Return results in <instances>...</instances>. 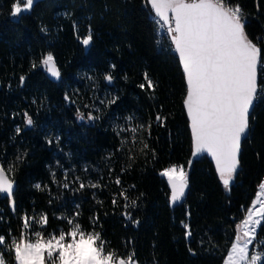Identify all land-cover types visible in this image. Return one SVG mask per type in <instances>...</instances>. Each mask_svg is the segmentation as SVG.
Returning <instances> with one entry per match:
<instances>
[{"label":"trees","instance_id":"trees-1","mask_svg":"<svg viewBox=\"0 0 264 264\" xmlns=\"http://www.w3.org/2000/svg\"><path fill=\"white\" fill-rule=\"evenodd\" d=\"M13 3L0 0V163L14 166L17 189L14 212L10 199L0 195V235L7 243L19 239L25 214H47L42 232L47 238L68 231L62 218L79 212L75 219L101 234L106 251L123 255L134 249L140 264H223L264 180V93L243 143L241 169L226 190L207 156L188 166L192 135L183 103L185 75L147 0H36L17 16ZM231 3L244 10L246 32L264 57V43L257 40H264V0ZM89 28L93 41L85 47L80 41ZM48 53L62 73L58 82L43 70ZM104 74L112 75V85ZM81 113L98 118L82 122ZM157 115L166 118L163 123ZM140 121L144 128L133 134ZM170 165H183L190 183L185 202L175 208L161 175ZM257 237L264 239V222Z\"/></svg>","mask_w":264,"mask_h":264},{"label":"snow or ice","instance_id":"snow-or-ice-1","mask_svg":"<svg viewBox=\"0 0 264 264\" xmlns=\"http://www.w3.org/2000/svg\"><path fill=\"white\" fill-rule=\"evenodd\" d=\"M147 3L159 18L160 26L166 28L182 65L186 80L183 103L190 118L194 155L207 153L214 159L219 179L227 190L240 166L241 141L250 129V109L258 95L264 93V88L258 85V68H264L262 49L245 31L244 10L238 3L232 4L231 0H147ZM33 4L34 0H14L12 15L27 12ZM257 40L264 43L261 38ZM92 41L89 28L80 42L87 47ZM41 64L52 77L60 78L61 73L52 53L44 56ZM24 79L20 77L21 84ZM105 79L111 82L113 77L108 74ZM145 79L149 87H153L147 74ZM24 117L26 126H31V116L25 112ZM79 118L85 117L81 113ZM87 118L95 120L98 117L89 113ZM165 119L156 116L158 123H163ZM139 127L143 129L144 125ZM16 131L19 133L21 129L17 128ZM131 131L135 133L137 129ZM52 142L48 141L49 144ZM144 147L147 148V144ZM14 172L12 164L6 169L0 163V195L6 194L10 199L15 186L12 178ZM161 175L170 183V200L175 204L185 196L188 173L184 166L173 165L162 171ZM115 183L120 185L119 177ZM68 186L67 183L63 185L64 188ZM87 186L100 187L98 184ZM34 187L41 189L40 184ZM85 187L83 182L79 183V189ZM259 187L260 192L246 210L242 228L238 226L223 264L264 262V251L260 250L264 246V239L257 237V229L264 222V182ZM120 196L125 201L129 199L124 191ZM112 203L115 205L116 200L113 199ZM11 205L15 209L14 199H11ZM129 206L124 205L125 208ZM131 206H136L135 200ZM124 215L132 219L129 213ZM78 216L79 212H76L73 218L63 217L69 230L60 229L45 239L42 232L48 223L47 214L38 218L25 214L21 218L23 223L19 239L11 238L10 243H6L5 236L0 235V246H3L0 248V264H13V261L14 264H46V258L47 264H140L135 258L134 249L123 255L111 248L106 251V241L101 234L83 229L75 219ZM98 219L94 217V220ZM34 225L40 230L33 231ZM183 226L187 230L186 236H191L189 225ZM250 245L253 246L251 255ZM5 252L13 257V261L5 259Z\"/></svg>","mask_w":264,"mask_h":264},{"label":"water","instance_id":"water-1","mask_svg":"<svg viewBox=\"0 0 264 264\" xmlns=\"http://www.w3.org/2000/svg\"><path fill=\"white\" fill-rule=\"evenodd\" d=\"M151 10H152V9H151ZM152 12H153V10H152ZM153 13H154V12H153ZM157 18H158V17H157ZM158 19H159V18H158ZM245 31H246V29H245ZM258 45H259V44H258ZM259 46H260L261 49H262V46H261V45H259ZM262 52H263V49H262ZM176 54H177V53H176ZM177 56H178V54H177ZM178 58H179V57H178ZM180 64H181V63H180ZM56 65H57V63H56ZM42 66H43V65H42ZM57 67H58V65H57ZM181 67H182V65H181ZM58 68H59V67H58ZM43 70L46 72L47 76H48L52 81L58 82V81H60V80L62 79V73H61V71H60V73H61L60 78H59V79H56V78L52 77L50 73L47 72V70L44 68V66H43ZM59 70H60V69H59ZM105 80H106V79H105ZM106 82H107L109 85H112V84H113V79H112L111 82H109V81H107V80H106ZM258 85H259V68H258ZM256 102H257V99L254 101L253 106H252V108L250 109V129H249L247 135H246L244 138H242V141H241L240 158H241V153H242V150H243V143H244V140H245V139L250 135V133H251V129H252L251 118H252V114H253V111H254V108H255ZM184 107H185V106H184ZM185 110H186V108H185ZM186 114H187V112H186ZM187 118H188V121H189V128H190V131H191L190 118L188 117V115H187ZM81 120H82V119H81ZM29 127L31 128L32 125L29 126ZM191 135H192V133H191ZM202 156H207V157L210 159V161L213 163V166H214V168H215V161H214V159H213L210 155H208L207 153H202V154H196V155H194V143H193V138H192V153H191V156H190V160H189L188 166L191 167V166L193 165V163H194L197 159H200ZM240 169H241V160H240V166H239V168H238V170H237V174H238V172L240 171ZM215 170H216V168H215ZM216 172H217V171H216ZM217 174H218V173H217ZM237 174H236V175H237ZM235 178H236V176H235ZM235 178H234L232 184L234 183ZM166 182H167V185H168V187H169V189H170V196H171V186H170V183H169V181H168L167 178H166ZM232 184H231V185H232ZM14 185H15V186H14V190H13V194H12V198H11V199H14V192H15L16 189H17V181H16V180H14ZM189 189H190V183H189V179H188V188L185 190V196H184L180 201L176 202L175 204H173V203L171 202V200H170V205H171L172 208H175V207H177V206H179V205H181V204H183V203L185 202V200H186V198H187V195H188V193H189ZM3 195L6 196V194H3ZM6 197H7V196H6ZM9 199H10V198H9ZM11 199H10V208H11V210L14 212L15 209H13V207H12V205H11ZM15 206H16V203H15Z\"/></svg>","mask_w":264,"mask_h":264},{"label":"rangeland","instance_id":"rangeland-1","mask_svg":"<svg viewBox=\"0 0 264 264\" xmlns=\"http://www.w3.org/2000/svg\"><path fill=\"white\" fill-rule=\"evenodd\" d=\"M34 1H36V0H34ZM22 7H23V5H22ZM163 32H164V30L161 28V29H160V33L162 34ZM104 76H106V74H104L103 77H104ZM91 77H93V76L91 75ZM140 125H144V123H141V121H140ZM140 125H139V126H140ZM144 126H145V125H144ZM134 128H136L137 131H136L135 133H133V134H136V135H137V134H139V133L141 132V128H140V127H134ZM171 166H173V165H170V166H168L167 168H169V167H171ZM176 166L179 167V166H181V165H176ZM182 166H183V165H182ZM167 168H166V169H167ZM164 170H165V169H164ZM164 170H163V171H164ZM184 170H185V167H184ZM185 171H186V170H185ZM263 182H264V180H263ZM259 192H260V187L258 188V191H257V193H256V195H255L253 201L256 199V197H257V195L259 194ZM253 201H252V203H253ZM252 203H251V205H252ZM251 205H250V206H251ZM250 206H249V207H250ZM249 207H248V208H249ZM257 207H259V205H257ZM245 216H246V214H245ZM240 227L242 228V224L240 225ZM47 238H48V237H47ZM47 238H45V239H47ZM6 243H7V242H6ZM1 248H3V246H1ZM252 250H253V246L250 245V247H249L250 255H251V253H252ZM260 250H261V251H264V248L262 249V247H261ZM4 257H5V256H4ZM5 259H6V258H5ZM225 259H226V258H225ZM6 260H7V259H6ZM46 264H47V258H46Z\"/></svg>","mask_w":264,"mask_h":264},{"label":"built area","instance_id":"built-area-1","mask_svg":"<svg viewBox=\"0 0 264 264\" xmlns=\"http://www.w3.org/2000/svg\"><path fill=\"white\" fill-rule=\"evenodd\" d=\"M259 86L262 87V88H264V68H259Z\"/></svg>","mask_w":264,"mask_h":264},{"label":"flooded vegetation","instance_id":"flooded-vegetation-1","mask_svg":"<svg viewBox=\"0 0 264 264\" xmlns=\"http://www.w3.org/2000/svg\"><path fill=\"white\" fill-rule=\"evenodd\" d=\"M84 117H85V116H84ZM80 120H81V119H80ZM88 120H89V119H88L87 117H85V118L82 119L81 121H82V122H85V121L87 122Z\"/></svg>","mask_w":264,"mask_h":264},{"label":"bare ground","instance_id":"bare-ground-1","mask_svg":"<svg viewBox=\"0 0 264 264\" xmlns=\"http://www.w3.org/2000/svg\"><path fill=\"white\" fill-rule=\"evenodd\" d=\"M166 30V28H164Z\"/></svg>","mask_w":264,"mask_h":264}]
</instances>
